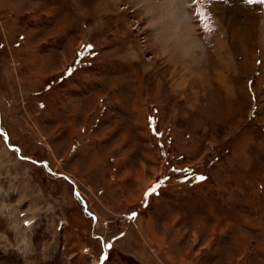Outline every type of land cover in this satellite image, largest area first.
Masks as SVG:
<instances>
[{"label":"rangeland","instance_id":"rangeland-1","mask_svg":"<svg viewBox=\"0 0 264 264\" xmlns=\"http://www.w3.org/2000/svg\"><path fill=\"white\" fill-rule=\"evenodd\" d=\"M263 6L0 0V264H264Z\"/></svg>","mask_w":264,"mask_h":264},{"label":"snow or ice","instance_id":"snow-or-ice-1","mask_svg":"<svg viewBox=\"0 0 264 264\" xmlns=\"http://www.w3.org/2000/svg\"><path fill=\"white\" fill-rule=\"evenodd\" d=\"M197 2V0H193V3H196ZM247 2L248 3H252L253 2V0H247ZM86 47H88V48H91L92 46L91 45H87ZM41 107H43V105H41ZM151 117L149 118V123H150V126H151ZM157 135H160L159 133H156ZM14 151H19V149H13ZM25 159H28L27 157H24ZM35 163H37V164H43L44 166H47V162L46 161H36ZM178 171H184V170H178ZM197 179L198 180H205L206 179V177H203V176H199V177H197ZM156 187H158V185H153L149 190H148V192H146L145 193V196L147 197L148 195H150L151 193H153L154 191H155V189H156ZM73 194L74 195H76L78 198H79V193L78 192H76L75 191V189L73 190ZM138 215V213H136V212H132L131 214H130V217L129 218H134V217H136ZM121 235H123V234H121ZM100 239H102V238H100ZM104 247H111V245L110 244H108V243H105L104 244ZM100 260H101V262H103L104 260H105V256L102 254L101 255V257H100Z\"/></svg>","mask_w":264,"mask_h":264},{"label":"trees","instance_id":"trees-1","mask_svg":"<svg viewBox=\"0 0 264 264\" xmlns=\"http://www.w3.org/2000/svg\"><path fill=\"white\" fill-rule=\"evenodd\" d=\"M185 175H187V174H185ZM201 176L206 177V179H207V175H206L205 173L202 172V173H201ZM193 179H194V178H191V180H189L190 183H191V181H192ZM206 179H205V180H206Z\"/></svg>","mask_w":264,"mask_h":264},{"label":"bare ground","instance_id":"bare-ground-1","mask_svg":"<svg viewBox=\"0 0 264 264\" xmlns=\"http://www.w3.org/2000/svg\"><path fill=\"white\" fill-rule=\"evenodd\" d=\"M185 43V42H184Z\"/></svg>","mask_w":264,"mask_h":264}]
</instances>
